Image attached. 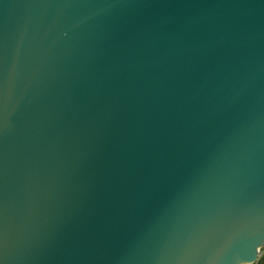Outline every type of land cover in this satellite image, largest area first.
I'll return each mask as SVG.
<instances>
[{
  "label": "water",
  "instance_id": "water-1",
  "mask_svg": "<svg viewBox=\"0 0 264 264\" xmlns=\"http://www.w3.org/2000/svg\"><path fill=\"white\" fill-rule=\"evenodd\" d=\"M264 0H0V264H255Z\"/></svg>",
  "mask_w": 264,
  "mask_h": 264
},
{
  "label": "trees",
  "instance_id": "trees-1",
  "mask_svg": "<svg viewBox=\"0 0 264 264\" xmlns=\"http://www.w3.org/2000/svg\"><path fill=\"white\" fill-rule=\"evenodd\" d=\"M255 264H264V247L260 250V255Z\"/></svg>",
  "mask_w": 264,
  "mask_h": 264
}]
</instances>
